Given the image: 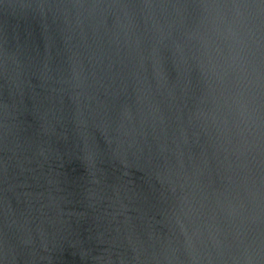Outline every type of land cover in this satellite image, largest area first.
Instances as JSON below:
<instances>
[{
    "label": "water",
    "instance_id": "water-1",
    "mask_svg": "<svg viewBox=\"0 0 264 264\" xmlns=\"http://www.w3.org/2000/svg\"><path fill=\"white\" fill-rule=\"evenodd\" d=\"M0 264H264V0H0Z\"/></svg>",
    "mask_w": 264,
    "mask_h": 264
}]
</instances>
